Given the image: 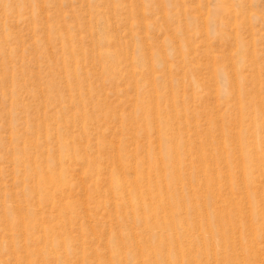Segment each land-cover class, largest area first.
I'll list each match as a JSON object with an SVG mask.
<instances>
[{"label": "rangeland", "instance_id": "obj_1", "mask_svg": "<svg viewBox=\"0 0 264 264\" xmlns=\"http://www.w3.org/2000/svg\"><path fill=\"white\" fill-rule=\"evenodd\" d=\"M256 212L264 0H0V264H264Z\"/></svg>", "mask_w": 264, "mask_h": 264}, {"label": "bare ground", "instance_id": "obj_2", "mask_svg": "<svg viewBox=\"0 0 264 264\" xmlns=\"http://www.w3.org/2000/svg\"><path fill=\"white\" fill-rule=\"evenodd\" d=\"M239 64V63H238ZM253 68V67H252ZM245 72H247V73H249V74H252L251 72H253V70L252 69H250L249 68V71L246 69V70H244L242 73H236V74H234L235 76H236V78H238L239 77V79H241V83L239 84V86H244L245 85V87H246V85H247V83H248V81H249V79H248V77H251V76H248V75H246L245 77L243 76L244 75V73ZM254 75V74H253ZM237 81V80H236ZM247 82V83H246ZM238 85V84H237ZM241 89V88H240ZM232 94H234V92L232 93ZM196 127H200V128H202L203 126H205V125H201V123H197L196 125H195ZM202 126V127H201ZM197 130H198V128H197ZM202 131V130H201ZM201 131H199V132H201ZM202 133V132H201ZM167 134L168 133H164V137H166L167 136ZM169 135V134H168ZM198 135H200V134H198ZM200 137V136H199ZM203 140H205V139H203ZM203 140H201V141H199V143L200 142H202L201 143V145H203L204 143H205V141H203ZM151 146V145H150ZM206 146V145H205ZM173 194V193H172ZM172 194H170V196H171V198H173V195ZM255 215V217L256 218H260L261 220H262V218H264V212H256V213H254ZM160 226H163V224H159ZM162 228V227H161ZM227 234L228 233H224L223 234V236H222V240L225 238V243H230L229 242V239H228V236H227ZM227 245V244H226Z\"/></svg>", "mask_w": 264, "mask_h": 264}]
</instances>
